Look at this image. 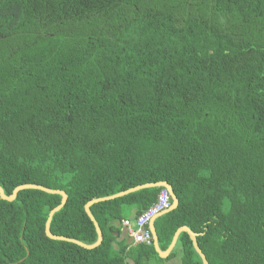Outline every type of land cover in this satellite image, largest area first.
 I'll use <instances>...</instances> for the list:
<instances>
[{
    "label": "trees",
    "instance_id": "1",
    "mask_svg": "<svg viewBox=\"0 0 264 264\" xmlns=\"http://www.w3.org/2000/svg\"><path fill=\"white\" fill-rule=\"evenodd\" d=\"M165 182L164 251L264 264V0H0V187L66 194L52 235L92 244L93 199ZM162 187L89 207L102 239L46 237L58 194L0 199V264H202L119 240Z\"/></svg>",
    "mask_w": 264,
    "mask_h": 264
},
{
    "label": "water",
    "instance_id": "2",
    "mask_svg": "<svg viewBox=\"0 0 264 264\" xmlns=\"http://www.w3.org/2000/svg\"><path fill=\"white\" fill-rule=\"evenodd\" d=\"M151 187H162V188H165L168 191V193L170 195V198H171V206H170V208L165 210V211H163V212H161V213H159L158 215H156L151 220V222L149 223V228H150V231L152 233V238H153V247H154L155 251L157 252V254L160 257L167 256L168 253L170 252V250L172 249V247L174 246L178 235L181 232H186L188 234L191 242H192V246H193L194 250L196 251V253L200 257L202 264H208L205 256L203 255V253L200 251V249L197 246L196 235L193 232H191L190 229L188 227H186V226H182V227H180V228H178L176 230V232L174 233V235L172 237V240H171V242L169 244V247L165 251H161L158 248L157 235L155 233L153 222H154V220L157 217H159V216H161L163 214H166L167 212L175 209L177 207V205H178V199L176 198L175 194L173 193V191L171 189V186L169 184L165 183V182L148 183V184L136 186V187L127 189L125 191L116 193V194L108 196V197L93 199V200L89 201L88 203H86L85 206H84L85 213L87 214L89 219L94 224L95 231H96V234H97V239L92 244H84V243H82V242H80L78 240H75V239H70V238H66V237H62V236H55V235H52L50 233L49 224H50V221H51V218H52L53 214L55 212H57L66 202V194L63 191L53 190V189L45 188V187H42L40 185H35V184H24V185H20V186H17L16 188H14L12 193L9 196H7V195L4 194L3 189L0 187V199L11 202V201H13L15 199V197H16V195H17V193L19 191L25 190V189L39 190V191H42V192H45V193H48V194H58V195H60V197H61L60 203L48 213V216H47V219H46V223H45V227H44V233H45L46 237L49 238V239H52V240L70 242V243L76 244V245H78V246H80L82 248H85V249H92V248H94V247H96V246H98L100 244L101 239H102V234H101V231H100L97 223L95 222L93 216L90 213L89 207L92 204L97 203L99 201L115 199V198L121 197L123 195H126V194L132 193L134 191H137L139 189L151 188Z\"/></svg>",
    "mask_w": 264,
    "mask_h": 264
},
{
    "label": "built area",
    "instance_id": "3",
    "mask_svg": "<svg viewBox=\"0 0 264 264\" xmlns=\"http://www.w3.org/2000/svg\"><path fill=\"white\" fill-rule=\"evenodd\" d=\"M170 206V195L165 188H162L157 195L156 201L147 209L143 210L134 218L123 219L121 221V226L127 230L132 244L151 245L153 243V238L149 229V223L156 215L169 209Z\"/></svg>",
    "mask_w": 264,
    "mask_h": 264
},
{
    "label": "crops",
    "instance_id": "4",
    "mask_svg": "<svg viewBox=\"0 0 264 264\" xmlns=\"http://www.w3.org/2000/svg\"><path fill=\"white\" fill-rule=\"evenodd\" d=\"M133 214H134V213H132V214L130 215L129 218H133ZM154 221H155V220H154ZM153 226H154V222H153ZM149 229H150V228H149ZM122 239H126V242H127L129 245H134V244H132L131 239L129 238V236H128V234H127V230H126L124 227L121 226V235H120V237H119V240H122ZM177 239H178V237H177ZM152 244H153V243H152ZM168 247H169V246H168ZM168 247H167V248H168ZM158 248H159V246H158ZM175 248L177 249V240H176L174 246L172 247V249L170 250V252L173 251V249H175ZM164 251H165V250H164ZM170 252L168 253V255L170 254ZM168 255H167V256H168ZM158 256H159V255H158ZM167 256H165V257H167ZM159 257H160V256H159ZM165 257H160V258L165 259ZM165 263H166V264H180V263H181V260H180V257H179V256H176V257H173V258L167 260Z\"/></svg>",
    "mask_w": 264,
    "mask_h": 264
},
{
    "label": "bare ground",
    "instance_id": "5",
    "mask_svg": "<svg viewBox=\"0 0 264 264\" xmlns=\"http://www.w3.org/2000/svg\"><path fill=\"white\" fill-rule=\"evenodd\" d=\"M166 258V257H165Z\"/></svg>",
    "mask_w": 264,
    "mask_h": 264
}]
</instances>
